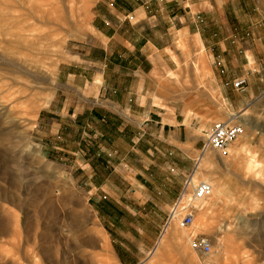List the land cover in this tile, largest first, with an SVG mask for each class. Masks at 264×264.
<instances>
[{"label":"rangeland","instance_id":"374dc122","mask_svg":"<svg viewBox=\"0 0 264 264\" xmlns=\"http://www.w3.org/2000/svg\"><path fill=\"white\" fill-rule=\"evenodd\" d=\"M249 4L252 14L264 15V0ZM112 9L114 0H0V222L12 229L0 232L12 235L0 237V264H114L78 174L70 173L72 158L44 141L52 136L50 123L36 125L58 65L93 29L109 26ZM169 54L171 70L156 74L154 95L184 108L198 150L215 122L231 120L243 131L225 156L206 150L211 164L192 184L207 183L211 191L193 200L190 228L175 222L181 238L150 250L137 264H218L217 255L234 264L237 251L250 264H264V88L229 112L220 94L206 89L200 45L177 40ZM246 90L249 85L241 92ZM201 153L188 159L189 175ZM194 234L209 240L208 255L190 250ZM25 250L31 251L26 259Z\"/></svg>","mask_w":264,"mask_h":264},{"label":"crops","instance_id":"0c3cea01","mask_svg":"<svg viewBox=\"0 0 264 264\" xmlns=\"http://www.w3.org/2000/svg\"><path fill=\"white\" fill-rule=\"evenodd\" d=\"M250 1L114 0L109 26L93 29L58 65L36 125L50 123L44 141L72 158L70 173L78 174L114 264H137L154 248L188 159L199 152L184 108L154 95L156 74L171 70L174 42L202 47L206 89L229 112L264 88V15L252 14Z\"/></svg>","mask_w":264,"mask_h":264},{"label":"built area","instance_id":"2783aa9c","mask_svg":"<svg viewBox=\"0 0 264 264\" xmlns=\"http://www.w3.org/2000/svg\"><path fill=\"white\" fill-rule=\"evenodd\" d=\"M243 84L242 81L232 83V88L238 89ZM242 131L238 125H229L224 122L213 123L204 140L202 141L199 153L206 149L217 152L221 156L227 153V147L235 141ZM190 175L183 182L177 198L172 203L165 220L174 216L179 220V226L183 229L190 228L193 222L194 206L193 200L202 199L208 196L210 187L202 182L192 184ZM189 248L198 254H207L210 249L209 240L202 235H189ZM199 264H207L199 262Z\"/></svg>","mask_w":264,"mask_h":264},{"label":"bare ground","instance_id":"6f19581e","mask_svg":"<svg viewBox=\"0 0 264 264\" xmlns=\"http://www.w3.org/2000/svg\"><path fill=\"white\" fill-rule=\"evenodd\" d=\"M230 116L232 117L233 114H230ZM225 123H227V124L230 125L233 122L231 120H228ZM244 125H246V124H244ZM238 126L241 129V131H243L242 130V126L241 125H238ZM241 135H242V133H241ZM206 150L208 151L209 149H206ZM206 150L202 151L201 155H199V157L197 159L198 163L196 164V167H195L193 173L189 177L191 183H192V180L193 179L199 178L200 175L207 170V166H210V164H211V159L208 157V154L206 155V152H207ZM252 164H253V162H252ZM253 168L254 167H252V166L249 167L250 170H252ZM205 184H207V183H205ZM210 191H211V187H210ZM202 199H204V198H202ZM193 220H194V217H193ZM177 221H178V218L177 217H174V216H172V217L168 218V220H166L165 226L162 229L161 235L158 238L157 242L155 243V246H154L153 250L151 251V253L154 252L161 245H164L165 243H168L170 240L177 239V238H181L182 233L179 234V232H177V230L175 228V222H177ZM1 222H0V232H2V233L3 232H5V233H11L10 231L12 229L9 227L7 221L4 220V223L3 222L1 223ZM221 245L223 247L225 244H222L221 243ZM224 247H226V246H224ZM210 249H211V244H210ZM210 249H209V252H210ZM209 252L207 254H202V255L206 256V255L209 254ZM30 253H31V251L25 250L24 253H23L24 258L25 259L28 258L30 256ZM15 260H13V261H15ZM215 260L218 262V264H231V262L228 263L227 259L221 257V255L215 256ZM189 261H193V260H189ZM250 262L251 261L248 259V256L246 255V253L243 252V254L240 255V251L239 252L238 251L236 252L235 258L233 259V263L234 264H250ZM206 263L207 264H211L209 261H206Z\"/></svg>","mask_w":264,"mask_h":264}]
</instances>
